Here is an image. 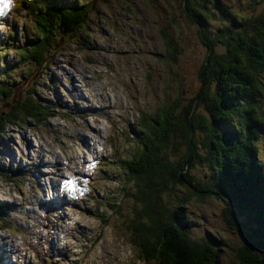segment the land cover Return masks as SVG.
<instances>
[{
	"label": "rangeland",
	"instance_id": "rangeland-1",
	"mask_svg": "<svg viewBox=\"0 0 264 264\" xmlns=\"http://www.w3.org/2000/svg\"><path fill=\"white\" fill-rule=\"evenodd\" d=\"M55 1L87 6V10L84 22L71 36L60 31L52 35V44L58 45L49 49L48 55H53L44 68L17 64L19 47L36 35L32 10L11 4L0 17V85L13 89L16 97L32 86L46 115L42 121L27 120L0 133V209L7 210L2 227L6 229L0 231V264H158L138 259L129 244L124 218L133 203L123 196L125 170L116 161L131 156L133 141L127 131L133 129L139 111L151 112L175 95L184 103L190 98L205 55L197 27L180 14L179 0ZM220 2L237 19L248 13L247 4L255 3V14L264 5V0ZM213 13L205 19L211 35L226 24L217 11ZM171 17L168 33L181 47L174 63L159 57L163 50L158 30ZM6 69L14 74H5ZM30 70L34 72L27 76ZM259 82L263 88L256 97L257 112L264 116V73ZM7 108L8 101L0 96V113ZM255 147L264 163V124ZM86 161L92 163L91 175L85 195L74 202L75 211L70 212L65 202L45 210L42 202L63 192L58 179L84 174ZM49 163L56 166L54 174ZM189 174L198 179L210 177L199 165L189 169ZM181 189L173 186L176 194ZM109 196H117V211L109 207ZM173 206L170 201L169 207ZM221 208V201L208 196L201 202L191 199L178 211L184 215L180 223L190 224V238L223 242L220 260L228 262L232 258L229 247H235L242 236L229 228ZM103 213L108 219L102 224ZM24 240L32 251L23 252L17 246Z\"/></svg>",
	"mask_w": 264,
	"mask_h": 264
},
{
	"label": "trees",
	"instance_id": "trees-1",
	"mask_svg": "<svg viewBox=\"0 0 264 264\" xmlns=\"http://www.w3.org/2000/svg\"><path fill=\"white\" fill-rule=\"evenodd\" d=\"M20 1H16L17 7ZM31 1L28 6L36 35L19 47L17 64L31 63L40 69L52 58L49 49L58 45L56 41L52 44V35L60 31L71 36L79 30L87 6ZM254 5L247 4L248 13L237 19L220 0H179L180 14L197 27L205 48L196 71L197 85L185 103L175 95L151 112L139 111L133 129L127 131L133 141L131 156L116 161L125 170L123 196L133 203L124 218L129 244L140 260L158 264H264V163L255 147L259 127L264 124L256 102L263 88L259 77L264 73V5L257 14ZM214 11L226 24L211 35L205 19ZM171 18L158 30L163 50L159 57L168 63H174L181 51L168 33L173 26ZM12 93L13 89L0 85V96L8 101V108L0 113V133L8 126L25 125L27 120L45 119L32 86L18 97ZM194 165L205 168L210 177L191 176L189 169ZM174 185L183 186L180 194L173 192ZM208 196L221 201V217L242 236L235 247H229L232 258L227 263L220 260L223 242L192 239L188 236L189 222L180 223L184 219L178 211L181 204L191 199L201 202ZM168 198L175 207H169ZM108 205L116 210L117 196H111ZM102 216L103 224L108 218L104 213Z\"/></svg>",
	"mask_w": 264,
	"mask_h": 264
},
{
	"label": "snow or ice",
	"instance_id": "snow-or-ice-1",
	"mask_svg": "<svg viewBox=\"0 0 264 264\" xmlns=\"http://www.w3.org/2000/svg\"><path fill=\"white\" fill-rule=\"evenodd\" d=\"M3 3L6 5L5 7H0V15L7 11V9L11 6L12 0H3ZM66 187L71 188V184H67Z\"/></svg>",
	"mask_w": 264,
	"mask_h": 264
},
{
	"label": "clouds",
	"instance_id": "clouds-1",
	"mask_svg": "<svg viewBox=\"0 0 264 264\" xmlns=\"http://www.w3.org/2000/svg\"><path fill=\"white\" fill-rule=\"evenodd\" d=\"M6 5L3 3V0H0V7H5ZM6 12H4L0 17L4 16Z\"/></svg>",
	"mask_w": 264,
	"mask_h": 264
},
{
	"label": "bare ground",
	"instance_id": "bare-ground-1",
	"mask_svg": "<svg viewBox=\"0 0 264 264\" xmlns=\"http://www.w3.org/2000/svg\"><path fill=\"white\" fill-rule=\"evenodd\" d=\"M42 163L41 162H39V165H41Z\"/></svg>",
	"mask_w": 264,
	"mask_h": 264
},
{
	"label": "flooded vegetation",
	"instance_id": "flooded-vegetation-1",
	"mask_svg": "<svg viewBox=\"0 0 264 264\" xmlns=\"http://www.w3.org/2000/svg\"><path fill=\"white\" fill-rule=\"evenodd\" d=\"M226 263H227V261H226Z\"/></svg>",
	"mask_w": 264,
	"mask_h": 264
},
{
	"label": "water",
	"instance_id": "water-1",
	"mask_svg": "<svg viewBox=\"0 0 264 264\" xmlns=\"http://www.w3.org/2000/svg\"><path fill=\"white\" fill-rule=\"evenodd\" d=\"M39 69V68H38ZM36 73V72H35Z\"/></svg>",
	"mask_w": 264,
	"mask_h": 264
}]
</instances>
